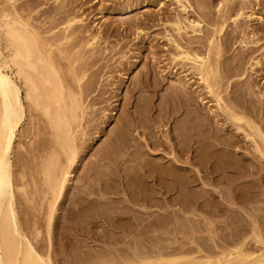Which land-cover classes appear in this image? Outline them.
<instances>
[{"label": "bare ground", "instance_id": "obj_1", "mask_svg": "<svg viewBox=\"0 0 264 264\" xmlns=\"http://www.w3.org/2000/svg\"><path fill=\"white\" fill-rule=\"evenodd\" d=\"M48 1L0 0V264H59L53 239L100 211L85 243L114 246L74 264H264V0H221L204 52L169 38L174 86L156 106L149 68L127 85L136 63L101 62L109 34L85 23L86 1ZM175 2L198 14L172 30L203 31L206 2Z\"/></svg>", "mask_w": 264, "mask_h": 264}, {"label": "rangeland", "instance_id": "obj_2", "mask_svg": "<svg viewBox=\"0 0 264 264\" xmlns=\"http://www.w3.org/2000/svg\"><path fill=\"white\" fill-rule=\"evenodd\" d=\"M80 1V0H78ZM86 1V5L82 8L87 15L85 23L90 29H96L94 24L104 23L105 30H107V35L101 33L104 36L101 39H98L97 44L101 47H108L110 50H106L104 56L105 59L101 60L103 63L109 64L111 67L118 65V62H124L125 66H129L130 63H136L131 65V70L127 71V78L124 80V84L132 85L133 79L137 76L139 72H145L146 68L150 69V75L148 79L144 78V81L149 84L148 90L152 89L153 80H157L158 92L157 97H154V105L156 106L159 103L160 95L166 94V89L174 86L173 79H170V75L167 74V71L170 67L169 53L172 52L173 48L170 45L168 39L175 38L176 40L180 39L182 44L186 46H194L199 50L204 52L205 45L207 44L206 35H211L213 32L214 25L212 20L216 18L217 7L220 5L221 0H203L206 2L208 8L207 19L201 24L203 26V31L200 33H192L189 30L187 35L181 34L177 35L171 27V18L176 16H187L188 19H196L198 14V9L193 4V10L187 9L186 12H182L181 8L177 5L175 0H83ZM194 1L195 0H191ZM81 2V1H80ZM88 2V3H87ZM56 2L54 0H49L48 4L54 5ZM255 8V7H254ZM81 9V11H82ZM249 12V10H246ZM136 18L138 22L142 24V31L139 34L135 33L136 27L135 24H128L126 21L129 18ZM212 18V19H211ZM245 22V20H244ZM243 22V23H244ZM230 21L227 20L226 24L223 27V31L216 34V37L221 41L223 39V34H226L230 31V26L227 27ZM248 25V30L252 27L258 25L256 20L250 19L246 20L245 27ZM104 30V32H105ZM138 31V30H137ZM264 49V38L260 41ZM238 44L233 46V50H230L226 56L234 55L239 52ZM237 47V48H236ZM234 48H236L234 50ZM262 49V50H263ZM257 55V52H256ZM165 68V70H163ZM177 71V76H182L186 74L183 71V68L180 69V65L174 67L172 72ZM261 72V70H260ZM117 78H123L122 72H116ZM188 74V73H187ZM190 76H187L188 79ZM253 77H257L255 73ZM173 78V77H172ZM176 78V77H174ZM261 80L260 85L263 84ZM189 82L192 84V87H186V91H191L194 93L192 88H196L199 81H196V76L189 79ZM200 89V88H199ZM126 88L123 90L124 94ZM152 91V90H151ZM144 94H149L147 91H143ZM153 94V93H152ZM198 98V97H197ZM211 98L207 95L205 100L209 104H214ZM98 106V105H96ZM156 107H154L155 109ZM134 110V106L131 109ZM119 111H116V114L112 118L110 125L106 127L107 132L113 127L116 119L119 117ZM182 116V115H181ZM166 128V127H165ZM163 128V129H165ZM95 136V134H93ZM37 136L35 139L40 138ZM105 136H98L96 146L100 145L104 140ZM88 161V156L83 159L81 163V172L82 168L85 167V163ZM114 198H119L121 194L112 195ZM109 213H111L109 211ZM108 211L104 213L103 211L97 212L95 217L90 213H84L82 215H76L73 219V226L71 227L70 235L65 237L63 235L56 236L53 239V258L58 260L59 264H74L77 261L81 263L85 260V257L88 254H94L97 252L96 249H99V253H104V248L109 246L113 247V244L104 243L102 240L94 239L92 241L91 247L88 246L89 240H86L85 234H82L83 231L90 228L95 229L99 225L98 230L101 229L102 224L105 222L109 216ZM90 215V216H89ZM92 218V219H91ZM96 222L97 225H93ZM78 244L79 250H73L72 245ZM98 255H94L93 258L97 259Z\"/></svg>", "mask_w": 264, "mask_h": 264}]
</instances>
